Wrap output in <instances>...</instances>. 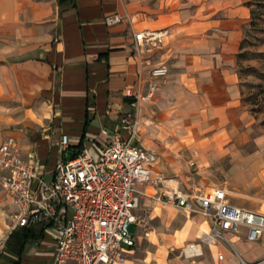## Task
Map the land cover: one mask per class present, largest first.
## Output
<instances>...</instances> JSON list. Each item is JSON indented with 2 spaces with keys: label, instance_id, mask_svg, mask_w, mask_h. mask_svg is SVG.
Returning a JSON list of instances; mask_svg holds the SVG:
<instances>
[{
  "label": "crops",
  "instance_id": "obj_1",
  "mask_svg": "<svg viewBox=\"0 0 264 264\" xmlns=\"http://www.w3.org/2000/svg\"><path fill=\"white\" fill-rule=\"evenodd\" d=\"M246 0H0V144L12 136L34 152L44 181L59 161L94 156L123 120L136 144L155 154L146 192L205 193L224 187L231 203L263 209L264 139L248 130L236 74L250 20ZM130 19L106 26L105 17ZM167 30L161 45L136 51L131 32ZM165 66L164 77L151 70ZM67 138V147L60 141ZM194 163L191 167L189 164ZM245 198V199H244ZM153 230L132 235L124 264H239L264 259V236L245 231L224 243L182 248L206 231L205 218L145 198ZM139 209L135 212L139 211ZM15 208L0 189V264H51L54 240L43 222L10 230ZM136 228V226L134 224ZM221 254L223 259L218 260Z\"/></svg>",
  "mask_w": 264,
  "mask_h": 264
},
{
  "label": "built area",
  "instance_id": "obj_2",
  "mask_svg": "<svg viewBox=\"0 0 264 264\" xmlns=\"http://www.w3.org/2000/svg\"><path fill=\"white\" fill-rule=\"evenodd\" d=\"M130 19L118 14L104 19L106 26ZM167 30L131 32L136 51L141 47L161 45ZM165 66L151 70V77H164ZM129 134H117L94 156L83 150L72 158L58 162L53 179L44 181L43 171L34 152L24 153L18 140L6 137L0 144V189L15 208L10 215V230L43 222L54 240L51 264H124L128 251L135 246L131 225L147 231L135 212L145 198L161 206H173L188 214H200L206 220L196 243L182 248L184 257L201 254L202 245L224 242L233 253L234 247L225 234L239 235L245 231L247 242L264 236V209L247 210L231 203L232 193L224 187L205 193L184 194L178 190L159 191L149 195L146 187L162 184V175L152 177L156 156L136 144L139 129L135 118L123 120ZM67 147V138L60 141ZM191 167L194 163L189 164ZM218 260L223 256L218 254ZM239 264H264V259Z\"/></svg>",
  "mask_w": 264,
  "mask_h": 264
},
{
  "label": "rangeland",
  "instance_id": "obj_3",
  "mask_svg": "<svg viewBox=\"0 0 264 264\" xmlns=\"http://www.w3.org/2000/svg\"><path fill=\"white\" fill-rule=\"evenodd\" d=\"M245 33L242 50L245 56L237 61L235 69L241 93L240 101L247 115V126L251 135L255 139L258 137L264 139V28L261 25L255 29L247 27ZM45 180L48 181V177ZM136 214L141 222L140 225L147 232L152 231L154 225L152 219L149 218V210L142 208ZM140 232L141 228L131 225L130 233L132 235Z\"/></svg>",
  "mask_w": 264,
  "mask_h": 264
},
{
  "label": "trees",
  "instance_id": "obj_4",
  "mask_svg": "<svg viewBox=\"0 0 264 264\" xmlns=\"http://www.w3.org/2000/svg\"><path fill=\"white\" fill-rule=\"evenodd\" d=\"M245 5L250 10V20L247 27L255 29L257 26L261 25V27L264 28V0L246 1ZM245 32L244 34H246ZM244 43L245 38L243 37V40L240 44V52L237 55V61L245 56L242 52Z\"/></svg>",
  "mask_w": 264,
  "mask_h": 264
},
{
  "label": "bare ground",
  "instance_id": "obj_5",
  "mask_svg": "<svg viewBox=\"0 0 264 264\" xmlns=\"http://www.w3.org/2000/svg\"><path fill=\"white\" fill-rule=\"evenodd\" d=\"M263 209H264V203H263Z\"/></svg>",
  "mask_w": 264,
  "mask_h": 264
}]
</instances>
